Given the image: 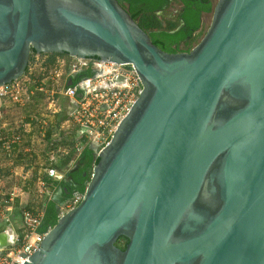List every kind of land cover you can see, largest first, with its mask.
Wrapping results in <instances>:
<instances>
[{"label": "water", "instance_id": "95a60500", "mask_svg": "<svg viewBox=\"0 0 264 264\" xmlns=\"http://www.w3.org/2000/svg\"><path fill=\"white\" fill-rule=\"evenodd\" d=\"M32 52L130 65L141 90L23 264H264V0H216L178 54L117 0H0V85Z\"/></svg>", "mask_w": 264, "mask_h": 264}, {"label": "built area", "instance_id": "2783aa9c", "mask_svg": "<svg viewBox=\"0 0 264 264\" xmlns=\"http://www.w3.org/2000/svg\"><path fill=\"white\" fill-rule=\"evenodd\" d=\"M140 90L130 65L38 53L21 77L0 85V223L11 242L0 250V264L28 263L40 249L46 181H62L84 148L105 147ZM82 197L74 193L59 217Z\"/></svg>", "mask_w": 264, "mask_h": 264}, {"label": "trees", "instance_id": "16d2710c", "mask_svg": "<svg viewBox=\"0 0 264 264\" xmlns=\"http://www.w3.org/2000/svg\"><path fill=\"white\" fill-rule=\"evenodd\" d=\"M117 1L132 20L136 21L140 29L148 35L151 43L167 54L189 53L203 35V16L212 14L214 8L213 0H173L179 6L177 15L175 18L164 19L160 14L170 6L171 0ZM85 75H79L75 82ZM97 163L98 159L95 158L92 150L86 147L70 170V176L73 179L71 183L63 180L60 182L46 181V184L52 185V188L62 187L61 194L65 195L68 192L69 195L58 201L45 200L47 202L43 207V215L37 232L46 233L56 225L60 215L58 202L68 200L74 193H84L92 169ZM127 243L126 238L119 237L115 246L124 251Z\"/></svg>", "mask_w": 264, "mask_h": 264}, {"label": "flooded vegetation", "instance_id": "af4514ba", "mask_svg": "<svg viewBox=\"0 0 264 264\" xmlns=\"http://www.w3.org/2000/svg\"><path fill=\"white\" fill-rule=\"evenodd\" d=\"M174 4V1L173 0H171L170 1V6H172ZM169 6V7H170ZM169 7L166 9V11L165 12H161V14L160 15H162V17L164 18V19H171V17L172 18H175L176 17V15H177V12H178V10H179V6H176L177 7V10H174V12L171 14V17L170 18H168V17H166L165 15H167L166 13L168 12L167 10L169 9ZM96 58H93V60H95ZM78 77V76H77ZM76 77V78H77ZM91 150H92V152H93V154H94V156H95V151H96V149L95 148H93V147H91ZM70 174H71V171L70 172H68L65 176H64V178H63V181H67V182H72L73 181V179H72V177L70 176ZM61 190H62V187H58V188H56L55 189V191L53 192V196L56 198V200L57 199H63V197H66V196H68L69 195V193L68 192H66L65 193V195L64 194H61ZM66 201V200H65ZM64 202V201H63ZM62 202H59V204H61Z\"/></svg>", "mask_w": 264, "mask_h": 264}, {"label": "crops", "instance_id": "0c3cea01", "mask_svg": "<svg viewBox=\"0 0 264 264\" xmlns=\"http://www.w3.org/2000/svg\"><path fill=\"white\" fill-rule=\"evenodd\" d=\"M55 191V188H52V185H47L46 186V194L44 196V199L42 201V207H44L45 203L47 201L45 200H53V201H58V199L56 200V198L53 196V192ZM46 198V199H45ZM65 202V201H64ZM64 202H62L61 204H63ZM59 203V202H58ZM60 206V204H59ZM13 219H12V224L15 226V228H18L20 227L21 225V219H20V216L19 214H13ZM2 230V228L0 227V231Z\"/></svg>", "mask_w": 264, "mask_h": 264}, {"label": "rangeland", "instance_id": "374dc122", "mask_svg": "<svg viewBox=\"0 0 264 264\" xmlns=\"http://www.w3.org/2000/svg\"><path fill=\"white\" fill-rule=\"evenodd\" d=\"M214 4L216 2V0H213ZM177 4H173L172 6L169 7V9L167 10L168 12L166 13L167 15H165L166 17L170 18L171 14L174 12V10H177ZM211 16L212 14H208V15H204L202 18V26H203V35L206 32L207 28L209 27V24L211 22ZM172 18V17H171ZM203 35L200 37V39L203 37ZM199 39V41H200ZM0 227L2 228V230L6 227V225L4 223H0Z\"/></svg>", "mask_w": 264, "mask_h": 264}]
</instances>
